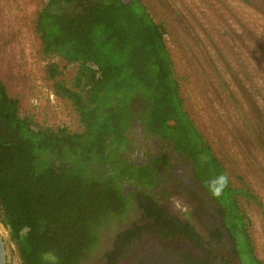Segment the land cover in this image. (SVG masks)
<instances>
[{"label":"trees","instance_id":"16d2710c","mask_svg":"<svg viewBox=\"0 0 264 264\" xmlns=\"http://www.w3.org/2000/svg\"><path fill=\"white\" fill-rule=\"evenodd\" d=\"M35 27L45 56L66 64L50 63L47 77L73 103L83 129L42 127L23 116L0 74V222L22 264H84L128 210L124 182L157 181L158 164L134 166L120 154L132 143L137 96L147 136L174 141L206 185L226 170L185 109L166 27L143 0H48ZM68 65H78L71 86L60 78ZM241 194L248 193L229 179L215 198L240 255L242 241L252 262L264 264ZM44 253L54 257L46 261Z\"/></svg>","mask_w":264,"mask_h":264},{"label":"rangeland","instance_id":"374dc122","mask_svg":"<svg viewBox=\"0 0 264 264\" xmlns=\"http://www.w3.org/2000/svg\"><path fill=\"white\" fill-rule=\"evenodd\" d=\"M48 0H0V74L21 113L42 127L83 126L73 103L47 77L52 62L36 31ZM165 25L185 109L221 160L249 219L255 254L264 263V0H143ZM78 65L60 77L72 85ZM138 144V140H133ZM124 151H122L123 154ZM125 158V157H124ZM7 264H22L0 222ZM240 250L246 264H255Z\"/></svg>","mask_w":264,"mask_h":264},{"label":"flooded vegetation","instance_id":"af4514ba","mask_svg":"<svg viewBox=\"0 0 264 264\" xmlns=\"http://www.w3.org/2000/svg\"><path fill=\"white\" fill-rule=\"evenodd\" d=\"M132 105L133 140L139 142L122 156L134 166L158 164L152 171L157 181L151 187L124 182L128 210L103 231L99 248L84 264H242L222 207L194 159L169 138L147 136L140 119L142 98Z\"/></svg>","mask_w":264,"mask_h":264},{"label":"clouds","instance_id":"9594fccd","mask_svg":"<svg viewBox=\"0 0 264 264\" xmlns=\"http://www.w3.org/2000/svg\"><path fill=\"white\" fill-rule=\"evenodd\" d=\"M228 185H229L228 175L226 173H221L208 182L207 188L213 197H220L223 195ZM53 257H54L53 253L43 254V259H45L46 261L52 259Z\"/></svg>","mask_w":264,"mask_h":264},{"label":"water","instance_id":"95a60500","mask_svg":"<svg viewBox=\"0 0 264 264\" xmlns=\"http://www.w3.org/2000/svg\"><path fill=\"white\" fill-rule=\"evenodd\" d=\"M0 264H7V248L1 233H0Z\"/></svg>","mask_w":264,"mask_h":264}]
</instances>
